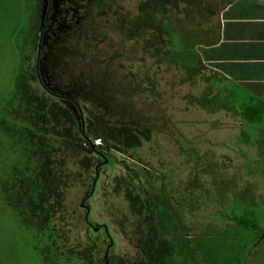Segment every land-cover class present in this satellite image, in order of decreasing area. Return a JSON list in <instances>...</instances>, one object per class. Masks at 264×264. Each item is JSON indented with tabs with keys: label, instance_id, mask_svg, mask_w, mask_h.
I'll use <instances>...</instances> for the list:
<instances>
[{
	"label": "rangeland",
	"instance_id": "obj_1",
	"mask_svg": "<svg viewBox=\"0 0 264 264\" xmlns=\"http://www.w3.org/2000/svg\"><path fill=\"white\" fill-rule=\"evenodd\" d=\"M95 1L106 5L89 20L81 21L79 28L76 24L64 35L60 30L56 52L45 51L42 63L45 70L50 66L45 74L52 87L79 101L86 117L117 118L138 128L150 127L151 139H142L139 146L121 145V150L106 144L111 147V160L101 164L100 175L94 166H83L84 154L74 149H83L79 141L69 136L62 139L60 154L65 157L68 188L64 203L50 220L60 236L64 255L78 264H106L103 257L113 240L109 264L116 256L123 257L122 264H146L136 238L145 225L141 226V217L128 198L130 190L140 192L143 186L170 193L180 212L182 207L187 208V221L195 234L208 230L217 235V231L236 227L232 220H223L221 212L236 209L239 214L250 200L249 204L264 210V165L254 164L264 154L257 146L259 141L238 144L237 135L240 137L244 124L239 126L240 116L230 108L231 101L224 108L213 109L198 101L207 94L203 90L212 81L211 68H198V58L187 54L182 56L184 65L171 60L165 53L169 38L163 30L154 28L153 20L147 22L142 35L126 32L127 25L139 17V5L144 0ZM233 1L203 0V5H212L218 12L204 22H200L199 10L185 2L177 7L167 5L169 14L163 19L172 16L184 30L207 31L219 25L223 10ZM39 6L38 0H0V172L19 157L14 128L8 133L6 127L15 121L16 110H21L22 81H28L36 94L56 100L36 76ZM68 34L65 48L64 36ZM46 58H50L48 65ZM65 126L68 123L62 124V128ZM95 144L105 145L98 136ZM248 164H252L250 169ZM216 187L217 192L212 191ZM90 190L94 196L86 201L84 196ZM189 197L196 206L184 204ZM82 202L91 207L88 219L99 229L88 226ZM177 202H182L179 207ZM3 210L0 208L1 239L10 237V245L0 247V263L37 264L36 244L29 243L22 230L27 228L22 225L19 229L16 218ZM248 249H242L244 263L260 264L264 240L255 249Z\"/></svg>",
	"mask_w": 264,
	"mask_h": 264
},
{
	"label": "trees",
	"instance_id": "obj_2",
	"mask_svg": "<svg viewBox=\"0 0 264 264\" xmlns=\"http://www.w3.org/2000/svg\"><path fill=\"white\" fill-rule=\"evenodd\" d=\"M38 2L40 4L41 0ZM180 2L199 10L200 22L207 21L209 15L212 17L218 13L214 6L203 5V0H144L139 5V17L127 25L125 30L132 36L142 35L147 22L153 20L154 28L163 30L169 38L165 53L171 60L184 65L183 55L198 58L195 47L210 45L212 40L203 39L200 29L184 30L180 22H176L172 16L163 19V15L169 14L165 10L167 5L177 7ZM95 5L103 6L101 2ZM126 17L124 16L125 19ZM125 19L123 26L127 24ZM211 30L204 31V34L211 36ZM198 39L200 42H197ZM196 66L200 69L205 68L199 58ZM28 83L22 81L20 84L24 101L21 110H16L15 121L13 123L10 121L11 125L6 127L8 133L14 128L13 133L16 136L14 140L18 145L16 151L19 157L11 160L9 166L0 172V208H3V211L7 210L16 218L19 229H22V225L27 228L22 230L28 235L29 243L36 244L37 264H61L62 260L78 264L70 255H64L59 242L60 236L55 232L50 220L64 203L65 191L68 188V175L63 168L65 157L60 154L63 144L59 143L68 136L79 141L83 149L78 147L74 149L84 154L82 164L86 169H90L94 166L92 155L96 152L102 153L100 154L102 162L105 163V160L110 162L111 147L108 148L106 144L120 150L121 145L139 146L142 139H151V128H138L131 122H119L117 118L92 120L85 116L84 109L76 98L71 96L73 99L70 105L53 95L56 100L51 101L47 96L36 94ZM211 99L212 97L204 94L198 101L212 109ZM74 108L78 110V114L83 115L81 120L76 118ZM240 115L250 124L259 123L263 119L253 112L251 106H243ZM63 123H68V126L62 128ZM133 123L137 124V121L134 120ZM72 131L75 134H72ZM97 136L104 141L103 147L101 144L94 145ZM238 142L257 144V141H252L244 130L238 137ZM257 146L261 148L263 144L258 143ZM259 157L261 158L254 163L256 166L264 165V154H260ZM251 165H247L249 169ZM127 183L132 184L133 181ZM144 188V186L140 188V192L130 190L128 198L133 211L139 214L145 223V228L139 235L141 240L139 249L141 258L147 264H245L242 249L248 247L251 251L264 240V210L260 206L249 204L251 200L244 203L239 214L236 213V209L231 213V210L221 212L223 220H232L236 227L229 226L217 231V235L208 230L195 234L187 221V208L181 205L180 212L172 203L170 193L166 191L162 193L160 189ZM225 189L222 191L223 194ZM212 191L217 192V187ZM188 199H184V204L196 206L197 203L192 197ZM177 203L179 207L182 202ZM235 207L238 208V205ZM2 235L4 231L0 229V247L10 245V237L4 241L1 239ZM260 264H264V258Z\"/></svg>",
	"mask_w": 264,
	"mask_h": 264
},
{
	"label": "crops",
	"instance_id": "obj_3",
	"mask_svg": "<svg viewBox=\"0 0 264 264\" xmlns=\"http://www.w3.org/2000/svg\"><path fill=\"white\" fill-rule=\"evenodd\" d=\"M210 33L202 31L203 39L211 38V44L197 47L201 51L198 58L212 73L209 88L203 92L209 97L215 91L211 99L214 108H224L231 101L230 108L240 116L239 126L244 124L242 131L263 144L259 150L264 152V0L230 2ZM243 106H251L262 121L250 124L243 120Z\"/></svg>",
	"mask_w": 264,
	"mask_h": 264
},
{
	"label": "flooded vegetation",
	"instance_id": "obj_4",
	"mask_svg": "<svg viewBox=\"0 0 264 264\" xmlns=\"http://www.w3.org/2000/svg\"><path fill=\"white\" fill-rule=\"evenodd\" d=\"M95 2V3H94ZM94 3V5H93ZM98 2L95 0H41L40 6H39V22H38V31H37V38L36 42L38 44L37 50H36V66H37V79L40 85L53 96H57L60 101L64 102L67 105L71 104V99H73L71 94H66V92L62 91L58 88L55 89L50 84V80L48 76H46L45 72L50 70L47 68L45 70L44 65L42 63V59L44 58V53L46 52H56L58 49L56 47V43H59L58 34L61 30L62 34L74 27L76 24L78 25V28L80 27V22L83 20H89L92 15L95 13H98L97 10L100 9L101 6L95 5ZM54 30H57L54 35ZM68 35H65L66 38L65 41V47H67V37ZM63 37V38H64ZM61 38V39H63ZM54 50H52V49ZM50 62V58H46L47 65ZM52 71V70H51ZM99 152H96L94 155H96V158L93 157L94 161V167L97 175H100V169L101 164L103 163L101 161ZM109 162L108 160H105ZM106 163V162H105ZM94 196V193L92 190L88 194L84 196V199L87 201L88 198H92ZM87 198V199H86ZM84 203V202H82ZM84 207L86 209V222L90 228H93L94 230H97L96 227L91 221L88 219V214L91 211V207L89 204H85ZM141 220V226H143L144 220ZM140 223V221H139ZM104 228L105 225H103ZM107 230V229H106ZM143 230V229H142ZM142 230L137 231L140 232L139 235H141ZM99 231V230H98ZM108 232V231H107ZM139 235H136V238L138 241H141L139 238ZM113 241V240H112ZM110 242L108 248L106 249L105 256H104V263L109 264V252L111 248L114 246V242ZM140 245V244H139ZM140 248V247H139ZM141 255V252H140ZM142 262L146 263L143 258H141ZM124 263L122 256H116L113 260L111 259L110 264H122ZM147 264V263H146Z\"/></svg>",
	"mask_w": 264,
	"mask_h": 264
},
{
	"label": "water",
	"instance_id": "obj_5",
	"mask_svg": "<svg viewBox=\"0 0 264 264\" xmlns=\"http://www.w3.org/2000/svg\"><path fill=\"white\" fill-rule=\"evenodd\" d=\"M74 112H75V114H76V116H77V118H78V120H81V117H83V115L81 114H78V110L76 109V108H74ZM107 162V161H106ZM83 205V204H82ZM96 229H99V228H96Z\"/></svg>",
	"mask_w": 264,
	"mask_h": 264
}]
</instances>
